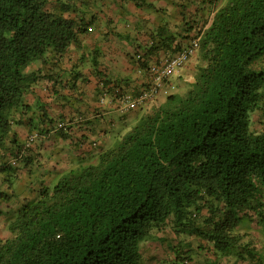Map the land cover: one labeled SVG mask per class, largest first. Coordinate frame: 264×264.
<instances>
[{"label": "trees", "instance_id": "trees-1", "mask_svg": "<svg viewBox=\"0 0 264 264\" xmlns=\"http://www.w3.org/2000/svg\"><path fill=\"white\" fill-rule=\"evenodd\" d=\"M80 9L79 0H0L6 182L28 165L25 156L40 138H66L75 129L27 96L53 77L31 66L60 60L90 30L94 18ZM189 38L200 47L179 71L188 72L175 74L166 94L121 113L131 121L111 143L78 142L77 165L33 200L0 187V264H143L142 244L167 227L179 241L168 264L191 262L185 246L194 242L202 253L264 264L250 231L257 220L264 232V0L219 1L210 26ZM140 61L142 70L153 64ZM152 80L149 73L134 92L108 79L99 89L113 98L117 88L119 97L139 95ZM15 126L29 127L35 140H19ZM88 146L99 150L89 154Z\"/></svg>", "mask_w": 264, "mask_h": 264}, {"label": "crops", "instance_id": "crops-1", "mask_svg": "<svg viewBox=\"0 0 264 264\" xmlns=\"http://www.w3.org/2000/svg\"><path fill=\"white\" fill-rule=\"evenodd\" d=\"M219 1L225 0H79V15L85 13L87 18H94V23L81 35V43L74 44L60 60L47 64L38 61L31 66L32 70L42 69L45 76L53 77L42 80L27 96L29 103L35 107L39 103L46 104L52 115L65 119L75 129L66 138L54 133L49 138H40L25 154L28 165H20L11 182H6L7 175L0 173V187L17 195L16 187L24 186L23 199H31L37 188L40 191L53 186L52 181L77 165L81 159L78 142L97 141L98 147L111 143L131 120L122 119L119 103L111 102V94L106 95V103L102 102L99 82L108 79L114 86L117 84L133 92L142 88L149 73L147 68L140 67V59H147L150 65L190 43L189 37L200 26L207 28L213 22L215 4ZM72 16L76 13L72 12ZM184 70L178 77L185 74ZM74 80L78 85L76 89ZM13 131L21 141L30 136L27 126H15ZM84 149L87 150V145ZM88 149L89 154L99 150L89 146ZM44 174L50 175L45 183ZM6 205L2 204L5 210ZM250 231L258 250L263 251L262 227L256 226ZM178 243L170 228L155 230L142 244L145 264H168L175 257L171 247ZM193 245L185 246L187 251L192 250L193 260L184 264H210L209 257L219 264H251L233 256L202 253L197 250V242Z\"/></svg>", "mask_w": 264, "mask_h": 264}, {"label": "built area", "instance_id": "built-area-1", "mask_svg": "<svg viewBox=\"0 0 264 264\" xmlns=\"http://www.w3.org/2000/svg\"><path fill=\"white\" fill-rule=\"evenodd\" d=\"M199 47L200 39L195 38L181 52L167 56L159 63H153L148 69L153 78L151 86L143 90L139 95L126 93L122 97H119L121 90L117 88L115 98L119 103L120 112L126 113L130 110L140 108L146 103L156 100L161 94H166L168 92L167 82L186 66L198 51ZM106 95L107 93L101 98L103 103H106ZM115 98L112 97L111 102L116 101ZM29 138L31 143L35 140L36 135H31Z\"/></svg>", "mask_w": 264, "mask_h": 264}, {"label": "rangeland", "instance_id": "rangeland-1", "mask_svg": "<svg viewBox=\"0 0 264 264\" xmlns=\"http://www.w3.org/2000/svg\"><path fill=\"white\" fill-rule=\"evenodd\" d=\"M182 71H183V70H182ZM187 72H188L187 69H185V70H184V73H187ZM174 76H175V77H174L173 79L176 78V75H174ZM138 114H140V112H138ZM48 178H50V175H48V174H44V176H43V178H42L43 183H45V182L48 180ZM52 184H53V186H54V185L56 184L55 181H52ZM16 189H17V195H16V196H17L18 198H23L22 193L25 191V187H24V186H21V187L18 186V187H16ZM36 190H37V192H36V193L34 192L35 195L33 194V195H34V196L32 195L33 197L31 196V194H29V195L31 196V197H30L31 199H29V200H33V199L38 195V193H39V191H38L39 188H37ZM33 191H34V190H33ZM23 194H24V193H23ZM255 223H257V220H255V221L252 223V225L255 224ZM252 225H251V228L254 229V227H256V225H253L254 227H252Z\"/></svg>", "mask_w": 264, "mask_h": 264}]
</instances>
